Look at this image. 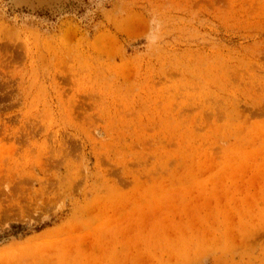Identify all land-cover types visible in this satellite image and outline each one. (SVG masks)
I'll use <instances>...</instances> for the list:
<instances>
[{
    "label": "rangeland",
    "instance_id": "374dc122",
    "mask_svg": "<svg viewBox=\"0 0 264 264\" xmlns=\"http://www.w3.org/2000/svg\"><path fill=\"white\" fill-rule=\"evenodd\" d=\"M0 264H264V0H0Z\"/></svg>",
    "mask_w": 264,
    "mask_h": 264
}]
</instances>
